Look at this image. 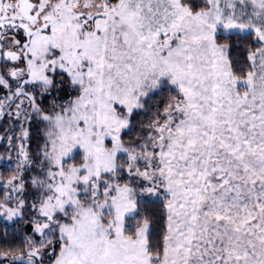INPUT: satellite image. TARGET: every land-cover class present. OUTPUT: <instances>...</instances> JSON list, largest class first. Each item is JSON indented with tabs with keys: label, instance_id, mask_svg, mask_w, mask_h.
Segmentation results:
<instances>
[{
	"label": "snow or ice",
	"instance_id": "obj_1",
	"mask_svg": "<svg viewBox=\"0 0 264 264\" xmlns=\"http://www.w3.org/2000/svg\"><path fill=\"white\" fill-rule=\"evenodd\" d=\"M0 124V264H264V0H0Z\"/></svg>",
	"mask_w": 264,
	"mask_h": 264
},
{
	"label": "trees",
	"instance_id": "obj_2",
	"mask_svg": "<svg viewBox=\"0 0 264 264\" xmlns=\"http://www.w3.org/2000/svg\"><path fill=\"white\" fill-rule=\"evenodd\" d=\"M4 127H5V125L0 124V134H3ZM35 143H36V141L34 140L33 141V149H35ZM4 149H5V145L0 144V154L4 153ZM0 227H3V225H0Z\"/></svg>",
	"mask_w": 264,
	"mask_h": 264
},
{
	"label": "rangeland",
	"instance_id": "obj_3",
	"mask_svg": "<svg viewBox=\"0 0 264 264\" xmlns=\"http://www.w3.org/2000/svg\"><path fill=\"white\" fill-rule=\"evenodd\" d=\"M0 135H3V134H0Z\"/></svg>",
	"mask_w": 264,
	"mask_h": 264
}]
</instances>
